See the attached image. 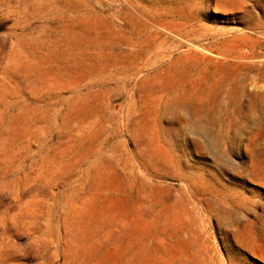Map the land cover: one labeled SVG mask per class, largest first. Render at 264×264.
I'll list each match as a JSON object with an SVG mask.
<instances>
[{
  "label": "rangeland",
  "instance_id": "374dc122",
  "mask_svg": "<svg viewBox=\"0 0 264 264\" xmlns=\"http://www.w3.org/2000/svg\"><path fill=\"white\" fill-rule=\"evenodd\" d=\"M0 264H264V0H0Z\"/></svg>",
  "mask_w": 264,
  "mask_h": 264
},
{
  "label": "crops",
  "instance_id": "0c3cea01",
  "mask_svg": "<svg viewBox=\"0 0 264 264\" xmlns=\"http://www.w3.org/2000/svg\"><path fill=\"white\" fill-rule=\"evenodd\" d=\"M24 82H26L27 84H29V81H30V78L29 77H26L24 79H22Z\"/></svg>",
  "mask_w": 264,
  "mask_h": 264
}]
</instances>
